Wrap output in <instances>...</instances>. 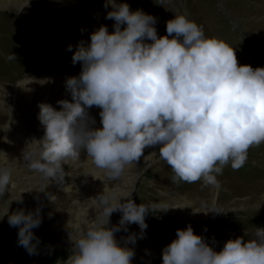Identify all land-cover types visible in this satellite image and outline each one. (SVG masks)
<instances>
[{"label": "clouds", "instance_id": "obj_1", "mask_svg": "<svg viewBox=\"0 0 264 264\" xmlns=\"http://www.w3.org/2000/svg\"><path fill=\"white\" fill-rule=\"evenodd\" d=\"M104 7L111 9L105 19L115 22L114 30L101 25L90 42L67 48L75 47L72 63L81 64L80 73L65 81L71 100L57 101L59 110L38 105L44 135L27 142L23 152L26 167L40 179L36 192H45L51 181L61 184L64 166L82 149L112 179L141 158L158 157L154 163L165 162L184 182L219 186L224 166L238 170L250 147L264 143V67L240 65L234 48L206 36L183 14L169 19L167 34L160 36L156 17L142 9L133 11L118 0H105ZM94 106L101 127L90 115ZM146 148L158 151L145 155ZM11 178V169L0 168V190ZM93 200L100 212L70 238L64 264H132L135 250L128 245L145 238L146 217L161 210L136 203L131 193ZM117 211L121 218L111 225ZM8 223L19 229L18 245L35 254L39 238L33 229L42 223L41 208L14 211ZM131 224L140 233L121 243L116 233ZM162 264H264V228L257 227L253 238L229 239L216 251L189 224L162 249Z\"/></svg>", "mask_w": 264, "mask_h": 264}, {"label": "rangeland", "instance_id": "obj_2", "mask_svg": "<svg viewBox=\"0 0 264 264\" xmlns=\"http://www.w3.org/2000/svg\"><path fill=\"white\" fill-rule=\"evenodd\" d=\"M88 1L0 0V128L4 129L0 130V168L12 172L9 186L0 190V264H64L71 255L70 238L100 212L93 199L108 193L117 197H128L131 193L136 203L155 205L161 210L146 217L145 238L128 245L135 250L132 264H139V260L162 264V249L176 238L177 229L189 224L216 251L229 239L253 238L257 227L264 228V143L250 147L247 161L238 170L230 163L224 166L217 175L219 186L203 180L184 182L165 162L154 163L158 157L141 158L121 177L112 179L96 169L82 149L78 159H71L64 166L66 174L61 184L51 181L45 192H36L40 179L26 167L23 152L27 151V142L44 135L37 118L38 105L49 103L59 110L57 101L71 100L65 81L80 73L81 64L72 63L75 47L67 50L69 45H77L76 41L69 40L61 31L66 29V15L84 8ZM95 1L104 2L103 21L112 32L115 22L105 19L111 9H105V0ZM118 2H126L131 10L142 9L156 17L155 27L160 36L167 34L169 19L183 14L200 26L206 36L234 48L240 65L264 67V38H260L264 34V0ZM22 4L23 8H19ZM98 11L95 7L91 11L96 20L102 18L97 17ZM246 27L255 29L256 34L247 33ZM99 111L95 106L90 109L96 127L102 126ZM154 150L158 148H146L145 155ZM50 196L56 199L51 200ZM37 207L41 208L42 223L33 232L39 243L35 254H29L18 245L19 229L9 225L8 215ZM120 218L121 213L114 212L111 225L118 224ZM131 233H140L138 225H129L127 232L120 231L116 237L123 243L122 238Z\"/></svg>", "mask_w": 264, "mask_h": 264}, {"label": "bare ground", "instance_id": "obj_3", "mask_svg": "<svg viewBox=\"0 0 264 264\" xmlns=\"http://www.w3.org/2000/svg\"><path fill=\"white\" fill-rule=\"evenodd\" d=\"M76 1V0H75ZM254 1V0H253ZM30 2V1H29ZM104 3V2H103ZM103 3L100 2L98 3L97 1L93 0V1H88V4L86 6H84V8L80 9V10H76V11H71L69 14L66 15L65 19H68L67 21H65V26L66 29H62V33L66 34L69 40H73L76 41V43H78L81 39L83 41H88L90 42V34L91 32L100 27L101 25H105V22L103 21V13H102V9L101 7L103 6ZM26 4H28V2H26ZM74 4V3H73ZM248 4V3H247ZM258 4V3H257ZM24 4H22L21 6H19V8H23ZM96 8L98 11V16H102V18L100 20H96L95 19V14H93L92 9ZM81 8V7H80ZM65 11V10H64ZM236 11L239 12V10L237 9ZM237 12V13H238ZM67 13V12H66ZM244 15V14H243ZM254 16V15H253ZM234 17V16H232ZM257 17V16H254ZM235 20V19H233ZM262 22V21H261ZM93 23V24H91ZM259 24V23H256ZM264 24V23H263ZM93 25V26H92ZM262 26V25H261ZM264 27V26H263ZM262 27V28H263ZM64 28V27H62ZM111 28V27H110ZM12 29V28H11ZM81 29H84L85 31L81 32ZM246 30L248 31L247 33H255L256 34V30L247 28ZM70 31H76V33H81V34H77L73 33V35L71 34ZM260 31V30H258ZM261 33V32H260ZM83 35V36H82ZM258 35H260L258 33ZM21 36V35H20ZM24 36V35H22ZM261 40H263L264 38V34L262 33L260 35ZM264 41V40H263ZM23 42V41H22ZM240 47V46H239ZM244 47V46H243ZM260 47V46H259ZM258 47V48H259ZM241 48V47H240ZM50 63H47V65ZM260 147V146H259ZM65 248V247H64ZM58 258V257H57ZM61 258V257H60ZM139 264H147V262L145 260H139L138 262Z\"/></svg>", "mask_w": 264, "mask_h": 264}]
</instances>
